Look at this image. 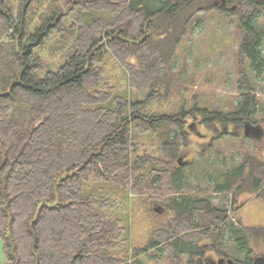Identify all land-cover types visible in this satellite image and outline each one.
<instances>
[{
    "label": "trees",
    "instance_id": "trees-1",
    "mask_svg": "<svg viewBox=\"0 0 264 264\" xmlns=\"http://www.w3.org/2000/svg\"><path fill=\"white\" fill-rule=\"evenodd\" d=\"M195 1L201 4L195 7ZM3 2L0 0V239L4 260L0 264H133L134 260L128 262L114 255L118 249L121 253L129 250L121 221L108 218L103 203L93 196H84V183L94 175L124 188L138 178L141 169L152 164L150 178L160 174L173 194L178 193L183 167L173 163L188 144L185 119L197 114L207 128L221 126L223 133L216 137L220 139L229 126L234 133L245 128L257 113V102L246 81L245 86H239L240 103L233 112L198 108L188 114L181 110L175 115L146 116L144 111L160 97L159 88L169 83L154 64L155 59L150 60L153 46L144 47L147 40L139 38L136 20L131 26L112 22L98 37V26L86 24L80 11L107 10L119 21L127 14L142 19L141 25L151 22L149 26L160 16L170 21L181 18L184 29L200 10L237 17L242 33L239 53L259 75L264 70V32L256 21L264 11V0H77L74 9L81 27L76 30L75 44L55 70L44 69L35 55L51 34L46 30L50 18L47 26L29 33V5L15 20ZM170 32L165 26L161 35L163 46L172 52L180 37ZM102 49L111 51L139 79L140 100L130 102L114 95L104 70L94 69L102 60ZM135 56L138 66L129 63ZM130 120L133 130L161 135V157L137 156L132 160L130 127L120 131ZM212 146L209 143L200 156ZM161 167L165 171H158ZM245 183H250L251 192L261 191L264 198V164L249 154L212 181L214 192L225 196L243 192L240 187ZM170 203L178 223L162 229L144 247L135 248L134 259L157 250L169 252L178 260L187 255L189 263L199 258L196 264H222L221 260L204 257L212 251L226 259L237 256V264H251L250 241L261 240L264 246V226L234 223L229 211L215 207L209 198L181 195ZM226 234L233 243L231 254L223 248ZM202 240L211 243L201 245Z\"/></svg>",
    "mask_w": 264,
    "mask_h": 264
},
{
    "label": "rangeland",
    "instance_id": "rangeland-1",
    "mask_svg": "<svg viewBox=\"0 0 264 264\" xmlns=\"http://www.w3.org/2000/svg\"><path fill=\"white\" fill-rule=\"evenodd\" d=\"M114 1L121 2V0ZM76 2L77 0H4L2 3L6 5L15 20L19 17V12L29 5L26 18L29 33L45 26L50 18L49 28L46 27V30L50 29L51 34L43 45L35 50V55L41 60L44 69L55 70L59 67L65 60L68 48L76 42V30L81 27L77 10L74 9ZM199 4L195 1V7ZM202 7L200 6V9H204ZM200 11L194 13L188 25L185 24V29L181 18L170 21L168 17L160 16L149 26L151 22L141 25L142 19L130 18L127 14L126 17L119 15L124 17L119 21L118 16L115 17L107 10L80 11L86 24L98 26L99 30L96 32L98 37L112 22H116V26H131L132 21L136 20L134 27L135 24L140 26L136 29L137 32L140 31L139 38L141 37L143 41L147 40L144 47L153 46L150 52L155 57L152 56L150 60L155 59L154 64L166 74L169 83L165 84L167 87L159 88L160 97L155 104L144 111L146 116L175 115L181 110L188 114L198 108L233 112L240 103L239 86H245L246 81L249 82L252 95L257 102V113L251 117L247 129L249 135L245 137L244 127L234 133V129L229 126L225 131L226 134L217 139L216 137L223 133L221 126L207 128L201 124L197 114L185 119V127L189 132L188 144L180 149L173 163L174 167H183V182L178 193L173 194L171 186L164 179H160V174L150 178L149 173L154 167L152 164L141 169L138 178L131 180L124 188L101 181L94 175L84 183V196H93L98 203H103V210L108 218L121 221L122 227L126 230L125 238L129 250L128 253H121L118 249L114 251V255L128 262L134 260L133 264H196L198 261L199 258H195L189 263L187 255L180 256L178 260L169 252L157 250L137 259L133 258L135 248L144 247L167 226L174 227L177 221L170 203L174 197L191 195L209 198L215 207L228 210L234 223L240 222L243 226L249 227L264 226V198L261 191L251 192L250 183H245L240 187L243 192L225 196L215 193L212 184V181L229 167L239 165L247 154L254 161L264 164V70L257 75L241 57L239 47L242 33L238 27L237 17H226L206 9ZM138 21L141 23H137ZM256 25L264 32V11L257 17ZM165 26L171 29L175 37H180L179 44L172 49V52L170 47L163 46L164 36L161 34ZM113 36L118 35L113 33ZM261 54L264 60V41ZM136 57H132L133 59L130 57L129 63L138 66ZM101 68L113 87L114 95L130 102L141 99L137 92V86H140L139 79L132 76L130 69L127 70L119 63L111 51L103 50L102 60L96 63L94 69ZM126 125L130 127L128 137L130 145H133L132 160L137 156H162L161 135L151 132L142 134L139 130H133L134 124L131 120L122 124L120 131ZM209 143H212L213 148L206 155L200 156L201 151ZM159 169L161 170L158 171L163 170L162 167ZM140 176L144 178L141 180ZM157 179L158 181L153 184L152 181ZM199 243L201 245L211 243V240H202ZM223 248L227 249L229 254L233 250V243L228 234ZM250 248L251 264H264V246L261 240L250 241ZM204 257L214 261L221 260L222 264H237L234 261L237 256L226 259L208 251ZM3 260V245L0 239V262Z\"/></svg>",
    "mask_w": 264,
    "mask_h": 264
},
{
    "label": "water",
    "instance_id": "water-1",
    "mask_svg": "<svg viewBox=\"0 0 264 264\" xmlns=\"http://www.w3.org/2000/svg\"><path fill=\"white\" fill-rule=\"evenodd\" d=\"M248 128H249V123H246V124H245V128H244V129H245V130H244V131H245V133H244L245 135H249V134L247 133V129H248ZM256 129H257V128H256ZM255 131H256V130H255ZM256 133H257V132H256ZM257 134H258V133H257ZM72 174H73V172L70 173V174H67L66 176L69 177V176L72 175ZM42 205H43V204L39 205V207H41ZM155 210H156V209H155ZM156 212H158V210H156Z\"/></svg>",
    "mask_w": 264,
    "mask_h": 264
}]
</instances>
